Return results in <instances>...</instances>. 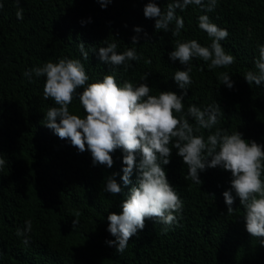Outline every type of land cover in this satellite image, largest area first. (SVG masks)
I'll list each match as a JSON object with an SVG mask.
<instances>
[{
	"label": "trees",
	"instance_id": "trees-1",
	"mask_svg": "<svg viewBox=\"0 0 264 264\" xmlns=\"http://www.w3.org/2000/svg\"><path fill=\"white\" fill-rule=\"evenodd\" d=\"M154 2L166 11L173 0ZM146 3L112 0L102 8L98 0H0V156L6 160L0 168V264H264V246L246 231L238 197L234 211L227 212L223 192L231 187V173L206 168L199 173L202 184L198 185L188 178L187 165L175 148L163 167L183 202L177 223L146 220L125 251L117 252L106 243L114 239L107 230V215L122 211L121 202L132 186L121 180L123 151L111 153L112 168L93 165L89 151L80 152L70 140L44 126L47 110L57 105L43 96L45 77L32 72L29 78L26 71L67 57L81 60L89 83L114 74L121 86L125 81L134 86L146 83L150 95L160 91L179 95L182 90L173 76L184 66L170 60L168 53L177 41L195 39L210 46L212 38L198 26V17L206 14L228 31L221 44L235 62L210 69V62L193 58L185 111L190 105L203 110L217 103L223 113L219 123L197 135L206 139L216 128L229 134L237 130L244 139L264 144V84L249 85L244 79L248 71H258L255 61L264 46V0H217L210 12L196 5L176 9L184 21L178 36L172 34L175 22L167 32L154 29V19L143 13ZM20 8L23 19L16 16ZM135 27L142 32L136 33ZM133 36L139 37L137 44H132ZM113 42L117 52L135 48L141 58L129 61L127 68L105 64L98 49ZM223 72L233 81L231 89L219 80ZM144 73L149 75L143 81ZM69 111L85 115L78 97ZM113 173L123 188L118 195L105 191ZM131 179L134 184L136 170ZM28 220L32 227L29 243L24 244L25 236H17V230L23 231Z\"/></svg>",
	"mask_w": 264,
	"mask_h": 264
},
{
	"label": "clouds",
	"instance_id": "clouds-1",
	"mask_svg": "<svg viewBox=\"0 0 264 264\" xmlns=\"http://www.w3.org/2000/svg\"><path fill=\"white\" fill-rule=\"evenodd\" d=\"M98 2L104 8L112 0ZM216 4L217 0H206V3L205 0H173L166 11H162L154 0H148L143 13L146 18L154 19V29L157 31L167 32L175 22L172 34L178 36L184 28V21L177 16L176 9L183 11L189 5H196L210 12ZM16 16L23 19L22 8L16 12ZM198 21L199 28L212 38L210 46H202L195 39L177 41L175 48L168 53L170 60H178L184 66L173 76L182 90L179 95L174 91L150 95L151 87L146 83L134 86L132 82L125 81L121 86L114 74L104 75L102 80L89 83L81 60L67 57L57 62L49 61L24 73L29 78L32 72L37 77H45L43 96L50 98L57 106L47 110L44 126L60 139L70 140L80 152L89 151L93 165L108 168L114 164L111 153L117 149L123 151L121 180L123 185L132 186L126 199L121 202L122 211L107 215V230L114 239L106 243L114 246L119 253H123L131 238L144 229L146 220H156L169 226L177 223V214L182 211L183 202L169 183L163 167L170 163L172 148L177 150L176 154L187 165L188 178L198 185L202 184L199 173L206 168L220 167L231 173V187L223 192L227 212L234 211L233 204L238 197L244 209L246 231L264 246V179H261L264 175V144L244 139L237 130L229 134L216 128L214 132L210 131L206 139L203 134L197 135L201 129L211 130L219 123L223 113L217 103L203 110L190 105L185 111L183 99L187 95V86L192 83L190 62L193 58L210 62V69L227 68L235 62V57L227 53L221 44L228 37V31L212 23L206 14L200 15ZM134 31L141 33L142 29L135 27ZM147 35L145 32L144 36ZM131 42L137 44L139 37L133 36ZM117 47L115 42L100 47L97 52L99 60L114 68L120 65L127 68L131 67L129 61L141 58L135 48L117 52ZM80 50L87 60L88 53L84 51L83 43ZM259 52V59L255 61L258 71L250 70L244 76L249 85L264 84V46L260 47ZM145 63L151 61L146 60ZM148 75L144 73L142 80H146ZM219 80L229 89L233 87L227 72L221 73ZM74 97H78L83 107V117L69 111ZM190 119L195 124L190 123ZM5 164L6 160L0 156V168ZM134 170L136 180L133 184L131 177ZM115 175H109L105 185V191L112 195L123 193ZM31 227L28 220L23 231L17 230V236H25L24 244L29 243L27 233Z\"/></svg>",
	"mask_w": 264,
	"mask_h": 264
}]
</instances>
